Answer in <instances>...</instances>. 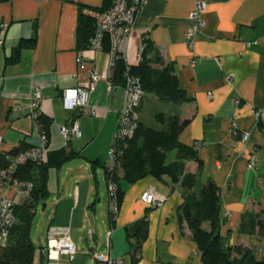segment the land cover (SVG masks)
I'll return each mask as SVG.
<instances>
[{"label":"crops","instance_id":"0c3cea01","mask_svg":"<svg viewBox=\"0 0 264 264\" xmlns=\"http://www.w3.org/2000/svg\"><path fill=\"white\" fill-rule=\"evenodd\" d=\"M112 1L0 0V36L4 37L0 44V153L10 152L23 141L32 147L41 143L32 107L40 89L39 113L49 117L52 125L42 162L48 170V197L36 208V213L40 206L44 214L38 233L39 264H46L41 252L51 233L60 228L70 229L77 256L72 260L63 257L59 264H96L94 252H110L131 264L128 253L136 239L129 236L145 215L149 235L138 264H202L189 225L180 218L182 189L166 176H148L134 184L122 181L124 199L116 221L111 219L107 162L100 151L110 146L119 125L124 88L101 79L85 111L65 106V89L86 81L93 67L107 68V54L90 50L85 51L83 68L79 66L81 10L99 11ZM203 1L207 4L206 27L191 44L186 34L196 0H148L128 43L126 60L129 64L130 55L135 65L139 63V48L147 37L165 61L174 65L180 86L191 99L182 106H169L172 114L190 120L179 140L188 146L201 144L202 170L196 161L186 164L187 173L197 175L194 190L214 181L221 191V236L230 245L249 246L257 258L264 259V235L258 229L241 232L249 213H259L264 224V0ZM2 26H6L3 34ZM247 41L258 44L247 47ZM21 42L33 45L23 46L17 61L7 63ZM145 98L158 106L161 103L155 95L146 94L140 118L144 117ZM253 107L262 112L260 121L253 117ZM233 119L240 131L249 133L248 143H242L240 135L231 130ZM74 121L81 135L65 138L62 128H71ZM251 153L257 157L252 167ZM150 187L166 197L163 206L152 208L141 200ZM4 193L17 204L23 203L16 185L6 186Z\"/></svg>","mask_w":264,"mask_h":264},{"label":"trees","instance_id":"16d2710c","mask_svg":"<svg viewBox=\"0 0 264 264\" xmlns=\"http://www.w3.org/2000/svg\"><path fill=\"white\" fill-rule=\"evenodd\" d=\"M112 3L113 1L106 3L99 11L109 9ZM95 31L96 20L85 14L82 9L77 28L78 51L90 48ZM29 44L33 45V42H21L17 53L8 59L7 63L17 61L20 49ZM104 44V50L109 51L110 42L106 40ZM140 56L138 64L129 65L126 59L119 55L112 70V84L123 87L129 73L140 78L145 95H155L161 104L177 107L191 101L180 86L174 65L165 61L151 39L143 38ZM155 120L158 127L149 125L144 117H141L134 136L120 143V163L112 176L105 165L107 180L113 179L118 184L119 206L121 207L124 199L122 181L134 184L148 176L158 179L166 176L172 184H179L182 189L184 203L180 209V218L189 225L193 240L202 254V264H264V259L257 258L249 246L242 243L230 245L221 236V191L214 181L208 180L198 191L194 190L197 175L187 173L186 164L196 161L199 170H202L203 162L194 146L182 144L179 140L190 120L172 114V109L169 113L158 111ZM37 125L49 138L52 120L40 114ZM31 148L30 144L23 141L10 152L0 153V169L8 168L16 157ZM173 153L174 159L170 160ZM13 179L19 182L30 181L33 183V189L30 199L15 207L17 221L11 229L8 246L0 249V264H35L37 247L31 237V230L37 204L48 197V170L42 162L28 161L19 166ZM259 217V213L247 214L242 222L241 232L254 233L258 229L259 234L264 235V224ZM114 219L113 222L116 217ZM205 224L209 227L206 228ZM148 235L149 218L145 215L137 224L134 235L129 236L136 239L128 253L131 264L140 262V251ZM41 255L42 259L45 258L42 252Z\"/></svg>","mask_w":264,"mask_h":264},{"label":"built area","instance_id":"2783aa9c","mask_svg":"<svg viewBox=\"0 0 264 264\" xmlns=\"http://www.w3.org/2000/svg\"><path fill=\"white\" fill-rule=\"evenodd\" d=\"M147 2L148 0H113L112 6L105 11H85V14L96 20L95 35L91 39V45L88 50L105 52L108 56L107 68L106 70L104 69L101 71L97 67H93L90 76L86 81L79 83L77 87L65 89L63 99L66 108L85 111L89 105V97L96 89L98 82L105 78H108L111 81L112 70L115 66L116 59L119 55L126 59L128 43L134 32L137 30L138 18ZM206 9L207 4L203 0H196L194 10L190 17L192 25L186 34L187 40L189 43L191 42V44L195 35L206 27V20L204 19ZM5 31L6 26H2L1 33L3 34ZM106 40L110 42L109 51L104 50V43ZM3 42L4 37L1 35L0 44H3ZM245 44L247 47H251L253 44H258V41H247ZM141 50L142 44L139 48V56ZM85 51L87 50L78 51L77 58L81 68H83L85 63ZM123 88L125 92V104L120 113V122L114 132V142L111 147L109 159L106 163V169L111 176L117 171L120 163V156L122 153L121 148L119 147L120 143L127 139H131L136 132L140 119L139 108L145 96L141 80L136 75L127 73L126 83ZM42 98L43 94L39 89L35 92L32 102V107L35 110V117L37 118L40 115L39 104ZM251 113L256 120H261L262 112L257 108L253 107ZM232 121L231 130L233 133L235 135H240V141L242 143H248L250 139L249 133L240 131L237 122L234 119ZM38 130L41 137V143L37 146H33L28 151L23 152L16 157L8 168L0 169V249L8 246L11 229L17 221L15 215L17 201L5 195L4 189L8 185H16L23 202L30 199L33 183L30 181L19 182L13 179V175L20 165H23L28 161L43 162L48 147V136L41 132L39 127ZM62 133L65 138H68L70 134L76 136L81 135L76 121L73 122L71 128L63 127ZM200 147V143H197L194 146L196 150H199ZM256 161V155L251 153L249 155V165L251 167L254 166ZM108 194L109 210L113 221L115 217L117 219L120 211L118 184L113 179L108 180ZM141 200L152 208L161 207L167 201L166 197L159 194L154 187L148 188L142 195ZM42 254L45 257L46 264H59L63 257H67L69 260L74 259L77 256V249L75 243L71 239L70 229L60 228L51 233L46 247L42 250ZM92 258L94 261L102 264H125L124 259H116L110 252H94L92 253Z\"/></svg>","mask_w":264,"mask_h":264},{"label":"rangeland","instance_id":"374dc122","mask_svg":"<svg viewBox=\"0 0 264 264\" xmlns=\"http://www.w3.org/2000/svg\"><path fill=\"white\" fill-rule=\"evenodd\" d=\"M129 65H135V60L131 58V56L129 55ZM145 104H146V109H145V112H144V119L145 121L151 125V126H154V127H158L159 125L156 123V120H155V115L158 111H164V112H168L171 111L172 108H170L169 106L165 105V104H161L160 103V106H158V104H154L151 102V100L148 98L146 100L145 98ZM114 142V134H113V137L111 139V142H110V146L109 147H103L104 149L102 151H100L101 149V146H99V151L102 152V157H103V162H107L108 159H109V155H110V151H111V147H112V144ZM98 152V154L100 153ZM173 159V155H171L170 157V160ZM44 214H43V209L38 206V213H36L35 215V218L33 220V224H32V230H31V237L33 239V242L37 245V248L39 246V237H38V233L39 231V224L41 223V219L43 218ZM82 256H85V255H82ZM91 257L88 256V259H90ZM92 259V258H91ZM85 260V259H84ZM95 263L97 264L98 262L95 261ZM36 264H39V260H38V256L36 258ZM102 264V263H100Z\"/></svg>","mask_w":264,"mask_h":264}]
</instances>
